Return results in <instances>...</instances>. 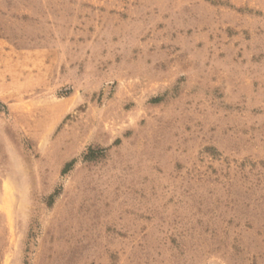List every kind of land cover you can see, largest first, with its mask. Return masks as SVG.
<instances>
[{
	"label": "rangeland",
	"instance_id": "rangeland-1",
	"mask_svg": "<svg viewBox=\"0 0 264 264\" xmlns=\"http://www.w3.org/2000/svg\"><path fill=\"white\" fill-rule=\"evenodd\" d=\"M0 264H264V0H0Z\"/></svg>",
	"mask_w": 264,
	"mask_h": 264
},
{
	"label": "trees",
	"instance_id": "trees-1",
	"mask_svg": "<svg viewBox=\"0 0 264 264\" xmlns=\"http://www.w3.org/2000/svg\"><path fill=\"white\" fill-rule=\"evenodd\" d=\"M92 154H94V151L93 150H91L87 155H85V157L88 158L90 156H93ZM75 162H76V159H73V160L67 162L66 165H65L64 171H66L69 168H71L75 164ZM52 197H53V195H52Z\"/></svg>",
	"mask_w": 264,
	"mask_h": 264
}]
</instances>
